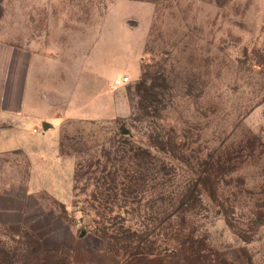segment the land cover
Masks as SVG:
<instances>
[{
  "label": "rangeland",
  "instance_id": "obj_1",
  "mask_svg": "<svg viewBox=\"0 0 264 264\" xmlns=\"http://www.w3.org/2000/svg\"><path fill=\"white\" fill-rule=\"evenodd\" d=\"M53 22L81 33L75 42L77 48L82 46L83 60L76 101L83 117L109 116L113 110L128 114V101L137 99L141 67L158 75V90L166 98V118L158 123L176 127L179 135L181 129L188 136L202 134L201 144H192L202 152L191 158L225 161L227 172L217 185L210 183L219 187L218 193L213 198L204 195L209 212L202 233L230 262L264 264V0H0V80L2 74L8 80L17 74L19 61L26 59L22 48L27 33L42 41ZM55 73L46 78V87H53ZM125 75L130 81L113 88ZM106 121L67 118L60 134L83 132L92 143V133L114 132L115 123L101 125ZM3 126L0 123L4 245L15 243L7 234L35 233L46 246L67 247L61 255L70 264H120L86 228L94 214L85 193L76 206L74 158L55 157L56 132L47 131L31 114L19 116L8 133L1 131ZM40 137L45 139L40 145L44 161L35 152L31 161L17 147L1 152L5 142L31 150ZM250 140L255 142L252 149L246 147ZM176 162L178 173L187 176L188 167ZM35 183L49 190L37 189ZM46 251H27L22 259L50 264L42 259ZM19 255L0 258V264H23Z\"/></svg>",
  "mask_w": 264,
  "mask_h": 264
},
{
  "label": "trees",
  "instance_id": "obj_2",
  "mask_svg": "<svg viewBox=\"0 0 264 264\" xmlns=\"http://www.w3.org/2000/svg\"><path fill=\"white\" fill-rule=\"evenodd\" d=\"M156 78L157 74L141 67L130 114L100 122L115 123L112 135L101 129L92 133V143L83 132L61 135L60 153L75 158L76 206L85 193L87 207L94 214L86 228L120 264H235L202 233V221L209 212L204 195L213 198L218 193L219 187L210 183L217 185L227 172L225 161L191 158L200 151L192 144L200 145L202 134L188 136L181 129L179 135L176 127L158 123L166 118V98L158 90ZM144 121L148 127L143 126ZM252 141L247 148H253ZM176 161L188 167L187 176L178 173ZM7 236L16 244L4 245L7 243L0 240L1 260L20 253L18 260L28 264L22 259L27 251L39 254L46 249L44 262L70 264L61 255L67 247L46 246L35 233Z\"/></svg>",
  "mask_w": 264,
  "mask_h": 264
},
{
  "label": "crops",
  "instance_id": "obj_3",
  "mask_svg": "<svg viewBox=\"0 0 264 264\" xmlns=\"http://www.w3.org/2000/svg\"><path fill=\"white\" fill-rule=\"evenodd\" d=\"M68 27L67 24L49 23L48 32L44 33L42 41L34 32L27 33L26 46L22 48L26 52V59L19 61L17 74L13 73L9 80L6 75L2 74L0 80V123L2 126L4 125L1 131L8 133L14 128V122L19 116L27 117L31 114L32 117L37 118L46 126L47 131L56 132L57 145L55 150L57 155L55 157L60 156L62 158H74L60 153V126L64 119L102 121L120 116L116 114V110H113L109 116L90 119L83 117L78 112L77 79L80 76L79 71H81L83 60L82 46L79 44L77 48L75 42L77 37L79 40L81 39V33H77V28L72 25ZM50 73H55L54 77L56 78L52 88L46 87L45 83L46 78L50 77ZM114 87L115 84L113 83ZM111 102L115 109V96L111 98ZM130 111L131 105L128 101V114L123 116H128ZM44 142V137L36 138L35 146L31 150L5 142L7 147H3L1 152L10 151L17 147L25 150L29 157L31 156L30 153H37L44 161L45 155L44 153L41 155L42 152H40V145L43 147ZM30 160L32 161L31 157ZM31 164L30 172L33 177V162ZM35 187L49 190L45 188L44 184L35 183Z\"/></svg>",
  "mask_w": 264,
  "mask_h": 264
},
{
  "label": "built area",
  "instance_id": "obj_4",
  "mask_svg": "<svg viewBox=\"0 0 264 264\" xmlns=\"http://www.w3.org/2000/svg\"><path fill=\"white\" fill-rule=\"evenodd\" d=\"M130 81V76L129 75H125L124 77H122V78H117L116 80H115V85L116 86H119V85H121V84H124V83H127V82H129Z\"/></svg>",
  "mask_w": 264,
  "mask_h": 264
}]
</instances>
